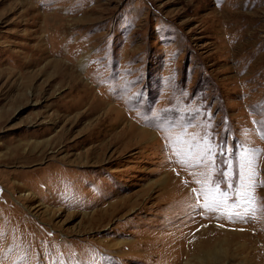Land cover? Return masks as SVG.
Masks as SVG:
<instances>
[{"label":"rangeland","instance_id":"1","mask_svg":"<svg viewBox=\"0 0 264 264\" xmlns=\"http://www.w3.org/2000/svg\"><path fill=\"white\" fill-rule=\"evenodd\" d=\"M262 132L264 0H0V264H264Z\"/></svg>","mask_w":264,"mask_h":264},{"label":"snow or ice","instance_id":"2","mask_svg":"<svg viewBox=\"0 0 264 264\" xmlns=\"http://www.w3.org/2000/svg\"><path fill=\"white\" fill-rule=\"evenodd\" d=\"M262 138H264V132H262ZM192 147H195V146H192ZM225 151H226V148H225ZM259 151H260L259 149H252L251 150L253 156H256L259 153ZM215 155L216 154L212 152L210 146L207 147V148H205L204 151L201 153L200 159L197 161V165L203 164L208 159V157H214ZM181 163H186V162L185 161H181ZM248 164H249V166H251V161H248ZM212 165H213V167H215L214 160L212 162ZM220 175L221 176H224L225 179H227V177H226V171L225 170H222L220 172ZM253 178H254V173H253V175H251V176L248 177V179H253ZM234 179H236V180L241 179V174H240L239 171H237ZM221 182L222 181H220V180H216L215 181V184L217 185V187H218V185ZM228 188L230 190H232V186L231 185H228ZM216 191H217V189H213L212 190L213 194H215ZM235 194H237V195H239L241 197L240 200H237V201H234L233 202L237 207L240 206L241 200L243 202H250V196H249V194L247 192H245V193H235ZM227 195H228V192L227 191H221V192H219V196L220 197H226ZM223 205H224V200L223 199H213V200L205 203L203 205V208L212 211V210H216L218 208L223 207ZM236 215H240V213H236ZM229 218H231V216H229Z\"/></svg>","mask_w":264,"mask_h":264},{"label":"bare ground","instance_id":"3","mask_svg":"<svg viewBox=\"0 0 264 264\" xmlns=\"http://www.w3.org/2000/svg\"><path fill=\"white\" fill-rule=\"evenodd\" d=\"M35 149V148H34ZM36 158V157H35Z\"/></svg>","mask_w":264,"mask_h":264}]
</instances>
